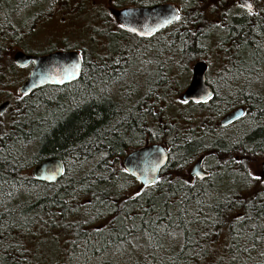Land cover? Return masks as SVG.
I'll list each match as a JSON object with an SVG mask.
<instances>
[{
	"label": "trees",
	"instance_id": "16d2710c",
	"mask_svg": "<svg viewBox=\"0 0 264 264\" xmlns=\"http://www.w3.org/2000/svg\"><path fill=\"white\" fill-rule=\"evenodd\" d=\"M125 1L129 5L171 2ZM175 1L180 13L169 28L181 19L182 31H173L168 42L159 39L161 32L146 38L132 34L167 64L156 67V82L146 84V93L133 105L108 91L120 84L121 77L112 75L122 76L125 67L112 72L83 59L76 81L23 95L22 103L18 101L22 112L0 121V264H264V175L248 174L251 164L264 158V97L252 90L264 66V11L219 14L222 25L216 26L222 35L217 49L225 62L218 75L222 89H231L228 95L220 94L211 83L213 95L192 106L212 113L215 124L231 108L243 107L244 114L225 126L245 121L246 129L225 136L203 126L187 130L181 118L152 113V105L145 103L147 93L156 92L159 100L168 92L164 86L171 81L168 72L184 75L187 63L204 53L206 29L216 30L214 24L204 22L201 0ZM37 2L0 0V93L19 81L6 78L7 72L14 75L19 70L5 54L17 38L11 16ZM22 25H27L26 20ZM71 90L81 99L68 112L61 99ZM44 91H53L54 98H44ZM205 118L199 120L201 125ZM153 142L167 149L168 162L158 180L129 193V186L137 181L120 160ZM30 146L35 147L32 154ZM205 152L215 164L207 168V177H191L189 165ZM50 157L64 164L59 180L46 183L22 175L27 167ZM238 182L243 183L238 190L221 193L229 183ZM37 189L43 192L37 194ZM139 234L146 253L120 255L118 251ZM40 240L51 247L58 244L59 249L42 255L37 251ZM128 254L133 257L127 258Z\"/></svg>",
	"mask_w": 264,
	"mask_h": 264
},
{
	"label": "rangeland",
	"instance_id": "374dc122",
	"mask_svg": "<svg viewBox=\"0 0 264 264\" xmlns=\"http://www.w3.org/2000/svg\"><path fill=\"white\" fill-rule=\"evenodd\" d=\"M170 1L180 8V5L175 0ZM201 1V7H204V22H209L212 25H222V21L219 19V14L222 10L229 13H236V10L222 9L220 8L221 6H219V4L230 2V0ZM117 2L116 6L113 4V0H38L37 3L30 5L25 11H19L18 14L11 16V22L17 29V38L11 41L12 44L10 45L12 46L8 47L5 54L13 61V53L16 50H22L31 54H43L49 50L58 49L77 50L78 52H81L83 59L92 66L99 65L103 69L107 67V69H110L112 72H117L118 66H122V69L125 67V70L122 72V76L119 74L112 75V77H121V79L119 78L120 84L111 85L108 91L115 98H125V100L129 99L130 103L128 102V104L133 105L135 100L139 99L146 93L147 90L144 91L146 84L149 85L156 82V77L154 76V72L157 70L156 67H162L160 66L161 63H164L163 65L165 66L167 64L165 58H163L162 55L159 57L160 55L156 54L154 48L152 50L150 47H147L146 49L142 47L140 41L133 36L135 34L132 35L130 32L127 33L119 29L120 26L117 25L118 23L113 20L112 9L127 6L129 4L125 0H118ZM148 3H151V1H148ZM24 20H26V26H28V24L30 25L27 28H25V25H22ZM180 20L175 22L170 28L162 31L160 34L162 38L159 39L168 42L173 31L177 30L181 32L182 30L178 28ZM23 27L25 29H23ZM199 27L200 26L198 25V28ZM215 28L216 30L212 28L206 29L207 39L202 43L204 53L199 59L205 60L208 63L207 79L212 84H217L218 93L228 95L231 88L226 89V87H224V89H222L220 84L223 79L219 78L218 75V72L224 65L225 59L217 49V43L222 33L217 31V26ZM149 46H151V44ZM126 49H128V51H126ZM159 60L161 62H159ZM195 62L196 61L187 63V70L182 76L176 75L175 77L172 69L169 71V68L168 76H170L169 78L171 81H166V84L164 85L167 87L166 89L168 92L164 93L159 100L156 98V92H152V94L147 93L145 103H150L152 105V113L160 114L161 112H164L175 116L177 119L181 118L180 123L183 122L181 124L183 128L187 130L193 128V125H195V127L203 126L202 128H209V130L214 133H216L218 129V133L225 134V136L233 134L234 131L239 129L245 130L247 127L245 121L236 122L230 126L219 125L221 117H223L230 110L223 113L218 118L217 124H215L211 117L212 113L205 112L200 108L194 109L192 106L194 102H184L181 100V93L184 91L187 83L190 82V76L192 75L190 71ZM15 65L19 68V70L15 72L14 75L7 72L6 78L10 77L11 79V77H13L15 80L19 81L3 88L2 93H0V104L6 100L9 101L7 108L0 114L3 116L0 117V121H3L4 118H11L12 114L15 112H22L23 109L21 107L22 105L18 102L21 100L22 103L23 96L18 93V87L22 83V80H24L28 75L31 66L28 65L20 67L16 63ZM160 72V78L165 80L164 76L166 75H164V70L160 69ZM258 74L262 76L258 78L260 81L254 85L252 90L258 91V94L264 97V66L260 69ZM174 83L176 84L174 85ZM171 91L176 92L174 96L170 93ZM134 93H136V95ZM153 93L154 96H152ZM69 94L70 95L68 97L61 99V104L65 105L64 108H67L68 112L72 109L73 103L81 99L79 96L76 98L74 97L76 93L73 90H71ZM42 95L44 98H49L54 95V92L44 91ZM126 95H128V98H126ZM33 96L35 97V95ZM30 97L31 95L27 96L26 100H29ZM181 107L183 108V111L180 109ZM59 113L60 111H57L56 114L58 115ZM204 116H208L207 119H204L205 121L208 120V122L205 123L204 121V125H201L199 120ZM51 117L52 116L47 115V119ZM217 125L218 127L216 129ZM28 152L31 154L32 152H35V147L30 146L28 148ZM208 153L210 152H205L202 156L206 158V156L209 155ZM202 156L199 157L202 158ZM199 157H196V159ZM196 159L191 162L189 168L196 161ZM262 159L263 158L258 159L256 163L254 161V163L251 164L248 174H250L252 178H258L264 175L260 166ZM214 164L215 161L211 159L206 158L203 160V165L206 169L212 167ZM31 168L32 166H29L23 170L22 175L31 176ZM229 184L230 186L223 188L224 192L221 191V193H229L231 191L238 190L243 186V183L240 184L239 182L236 184ZM140 187L143 186H141V184L137 181L129 186L128 191L129 193H134L138 191ZM42 192L43 191L37 189V194ZM59 239L61 240V237H59ZM33 241L34 239L29 243L31 244ZM58 242L61 246L62 243L60 241ZM57 246L58 244L56 247H51L46 240H40L37 251L42 255L52 254V252L54 253L59 249V246ZM129 251H133L135 255L146 253L144 249V242L141 239L140 234L138 236L131 237L127 246L125 245V248L118 252L120 255L124 256ZM128 257L133 256L128 254L127 258Z\"/></svg>",
	"mask_w": 264,
	"mask_h": 264
},
{
	"label": "water",
	"instance_id": "95a60500",
	"mask_svg": "<svg viewBox=\"0 0 264 264\" xmlns=\"http://www.w3.org/2000/svg\"><path fill=\"white\" fill-rule=\"evenodd\" d=\"M247 9L253 11L251 2L243 1ZM247 5H251L248 7ZM118 24L127 31L147 37L154 32L176 21L179 16L178 7L171 2L152 5L124 6L114 11ZM123 25V26H122ZM77 50H53L43 54H31L22 50L13 53V61L20 67L30 65V71L18 87V93L25 95L31 91L47 86H62L76 81L82 72L83 58ZM207 62L197 60L191 68V79L181 100L185 102H204L209 99L213 90L206 81ZM9 101L0 104V114L7 108ZM244 114L243 107L230 110L219 123L224 126L237 120ZM169 155L167 149L159 143H148L126 153L121 159V165L127 173L136 179L141 186L154 183L160 177L161 169L167 164ZM261 171L264 173V158L261 161ZM65 172L62 160L58 157L43 159L31 168L34 179L46 183L59 180ZM191 177L205 178L208 173L202 169L201 159H197L189 168Z\"/></svg>",
	"mask_w": 264,
	"mask_h": 264
},
{
	"label": "flooded vegetation",
	"instance_id": "af4514ba",
	"mask_svg": "<svg viewBox=\"0 0 264 264\" xmlns=\"http://www.w3.org/2000/svg\"><path fill=\"white\" fill-rule=\"evenodd\" d=\"M243 1H248V2H251L252 3V5H253V11H251V10H249V9H247V7L243 4ZM154 4H156V3H154ZM150 5H152V3L150 4ZM127 6H136V5H127ZM219 6H221L220 8H222V9H227V10H239V11H247V12H250V13H255V12H257V11H264V0H230V2H227V3H222V4H219ZM122 7H124V6H122ZM120 8V7H119ZM114 9V10H113ZM112 9V15H113V20H115V22L116 23H118L117 21H116V19H115V16H114V11L117 9V8H113ZM179 9V13H180V8H178ZM119 25V24H118ZM120 26V25H119ZM121 27V26H120ZM169 28V25L168 26H166V27H163V28H161L160 30H158V31H156V32H162V31H164V30H166V29H168ZM125 30V29H124ZM127 31V30H126ZM128 32H130V31H128ZM156 32H154V33H156ZM131 33V32H130ZM153 33V34H154ZM133 34V33H132ZM153 34H151V35H153ZM151 35H149V36H151ZM138 36V35H137ZM149 36H147V37H149ZM146 38V37H145ZM208 64V63H207ZM208 69V68H207ZM206 74H207V72H206ZM216 76H217V70H216ZM206 81H207V83L212 87V90H213V86H212V84H211V82L207 79V76H206ZM216 81H217V78H216ZM217 85V84H216ZM185 102V101H184ZM188 102H190V101H188ZM205 102V101H204ZM192 103V102H191ZM194 103H196V102H194ZM198 103V102H197ZM232 122H234V121H232ZM232 122H230V123H228V124H226V125H229V124H231ZM225 126V125H224ZM216 129H217V126H216ZM217 132V131H216ZM198 159H201V166H202V169L204 170V171H206L207 172V169L204 167V165H203V158H198ZM197 160V159H196ZM208 173V172H207Z\"/></svg>",
	"mask_w": 264,
	"mask_h": 264
},
{
	"label": "bare ground",
	"instance_id": "6f19581e",
	"mask_svg": "<svg viewBox=\"0 0 264 264\" xmlns=\"http://www.w3.org/2000/svg\"><path fill=\"white\" fill-rule=\"evenodd\" d=\"M52 11V10H51ZM197 61V60H196ZM208 68V67H207ZM208 70V69H207ZM191 72V71H190ZM189 72V73H190ZM208 72V71H207ZM190 76V75H189ZM206 76H207V74H206ZM189 79V78H188ZM190 79H191V76H190ZM22 82H23V80H22ZM187 85H188V83H187ZM213 95V94H212ZM232 109V108H231Z\"/></svg>",
	"mask_w": 264,
	"mask_h": 264
},
{
	"label": "snow or ice",
	"instance_id": "6c2138e0",
	"mask_svg": "<svg viewBox=\"0 0 264 264\" xmlns=\"http://www.w3.org/2000/svg\"><path fill=\"white\" fill-rule=\"evenodd\" d=\"M248 7H251V5H247ZM178 18V17H177ZM123 26V25H122ZM126 171H127V169H126Z\"/></svg>",
	"mask_w": 264,
	"mask_h": 264
}]
</instances>
